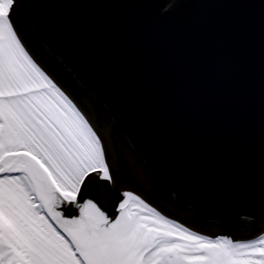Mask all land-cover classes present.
Returning <instances> with one entry per match:
<instances>
[{
    "label": "water",
    "instance_id": "water-1",
    "mask_svg": "<svg viewBox=\"0 0 264 264\" xmlns=\"http://www.w3.org/2000/svg\"><path fill=\"white\" fill-rule=\"evenodd\" d=\"M13 19L111 163L108 193L93 173L82 198L264 234V0H16Z\"/></svg>",
    "mask_w": 264,
    "mask_h": 264
},
{
    "label": "snow or ice",
    "instance_id": "snow-or-ice-1",
    "mask_svg": "<svg viewBox=\"0 0 264 264\" xmlns=\"http://www.w3.org/2000/svg\"><path fill=\"white\" fill-rule=\"evenodd\" d=\"M0 0V264H264V235L210 238L131 191L112 215L82 198L111 182L101 138L18 35Z\"/></svg>",
    "mask_w": 264,
    "mask_h": 264
},
{
    "label": "bare ground",
    "instance_id": "bare-ground-1",
    "mask_svg": "<svg viewBox=\"0 0 264 264\" xmlns=\"http://www.w3.org/2000/svg\"><path fill=\"white\" fill-rule=\"evenodd\" d=\"M51 78H52V76H50ZM54 79V78H53ZM55 81V80H54ZM56 82V81H55ZM57 83V82H56ZM58 84V83H57ZM58 86H60L59 84H58ZM61 87V86H60ZM62 88V87H61ZM62 90H63V88H62ZM63 91H65V90H63ZM65 93H66V91H65ZM67 94V93H66ZM68 95V94H67ZM69 96V95H68ZM69 98L71 99V97L69 96ZM74 102V101H73ZM77 106V105H76ZM78 108V107H77ZM79 109V108H78ZM80 110V109H79ZM82 113V112H81ZM83 114V113H82ZM105 156H106V161H107V163H108V166H109V169L111 170V163H110V161H109V159H108V157H107V155H106V153H105ZM99 180H101L102 182H103V184L101 185V187L99 188V192H100V194L101 195H106L107 193H108V190H109V181H107V180H102V179H100L99 178V176L98 175H95ZM145 202H147V201H145ZM148 204H150L151 206H153V207H155L158 211H160L163 215H165V212H164V210L163 209H161V208H159V207H157V206H155V205H153V204H151V203H149V202H147ZM171 219V218H170ZM178 223H180V222H178ZM180 224H182V223H180ZM183 225V224H182ZM184 226V225H183ZM185 227H187V228H190V229H193V230H195V231H197L198 233H200L201 235L202 234H206V233H203L202 231H200V230H197V229H195V228H191V227H189V226H185Z\"/></svg>",
    "mask_w": 264,
    "mask_h": 264
},
{
    "label": "rangeland",
    "instance_id": "rangeland-1",
    "mask_svg": "<svg viewBox=\"0 0 264 264\" xmlns=\"http://www.w3.org/2000/svg\"><path fill=\"white\" fill-rule=\"evenodd\" d=\"M166 216V215H165ZM167 217V216H166ZM168 218V217H167ZM185 226V225H184ZM188 229H190V228H188ZM191 231H195V230H193V229H190ZM203 233H205L203 230H201ZM195 232H197V231H195ZM198 233V232H197ZM198 234H200V233H198ZM201 235V234H200ZM202 235H205V236H208V237H210V238H216V237H220L219 235L217 236V235H209V234H202ZM264 235V234H263ZM225 237H228V238H231V237H229V236H225ZM234 241H248L247 239H233Z\"/></svg>",
    "mask_w": 264,
    "mask_h": 264
},
{
    "label": "trees",
    "instance_id": "trees-1",
    "mask_svg": "<svg viewBox=\"0 0 264 264\" xmlns=\"http://www.w3.org/2000/svg\"><path fill=\"white\" fill-rule=\"evenodd\" d=\"M178 0H170L171 3L175 4Z\"/></svg>",
    "mask_w": 264,
    "mask_h": 264
}]
</instances>
